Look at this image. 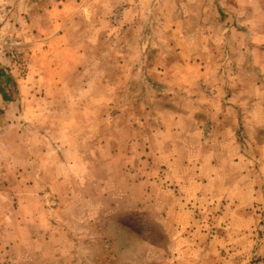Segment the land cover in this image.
Returning <instances> with one entry per match:
<instances>
[{"label":"rangeland","instance_id":"1","mask_svg":"<svg viewBox=\"0 0 264 264\" xmlns=\"http://www.w3.org/2000/svg\"><path fill=\"white\" fill-rule=\"evenodd\" d=\"M134 1L0 0V91H6L5 102L0 97V217L22 211L21 201L33 206L27 197L41 195L56 221L46 247L15 248L8 222L0 219V264H203L206 252L226 264H264V202L248 206L243 196L233 197L240 203L191 202L185 206L190 226L167 231L158 213L163 203L146 207V186L123 180V150L132 139L136 151L146 148V96L194 87L192 79L172 78L175 66L160 76V54L152 56L155 64L146 63L147 48L172 33L126 30ZM64 27V38L44 42ZM193 35L203 40L207 33ZM121 56L134 60L132 66L110 62ZM83 68L87 74H78ZM113 71L118 76L111 79ZM143 159L134 166L142 167ZM34 179L42 188L21 183ZM155 195L163 201L162 193ZM189 233L193 247L205 252L185 251L192 247Z\"/></svg>","mask_w":264,"mask_h":264},{"label":"crops","instance_id":"2","mask_svg":"<svg viewBox=\"0 0 264 264\" xmlns=\"http://www.w3.org/2000/svg\"><path fill=\"white\" fill-rule=\"evenodd\" d=\"M262 5V0H135L126 10L133 19L126 30L146 28L147 32L172 33V39L163 34L165 38L160 36L157 45L147 48L146 63L155 64L152 56L160 54L162 61L156 68L160 76L166 78L170 67L175 66L172 78L194 81V87L187 91L153 93L160 97V103L153 101L154 95L146 96V131L141 135L146 148L136 151L132 139V146L121 152L123 180L146 186V207L163 203L158 213L169 225L167 231L174 224L182 229L190 226L192 211L185 206L191 202L230 199L240 203L233 198L238 196L245 197L244 204L248 206L264 202V141L260 137L264 128ZM64 10L58 8L56 13ZM146 17L150 22L145 25ZM202 17H206L203 22ZM156 19L158 23H154ZM66 27L44 42L51 45L57 38H64ZM198 32L207 33L205 39L192 36ZM168 48L175 55L167 52ZM110 62L132 66L134 60L121 56L112 57ZM127 70L129 78L132 70ZM78 74H87V70L80 69ZM150 74L146 72V77ZM117 76V72L111 73V79ZM0 97L5 102L3 91ZM116 116L109 118L113 122ZM110 153L117 154L115 150ZM141 156L143 166L138 168L134 161L140 163ZM139 175L136 179L130 177ZM21 183L26 188L43 185L35 179ZM156 191L163 194V201L157 198ZM43 197H27L33 206L21 201L22 211H7L0 217L8 222L5 227L10 247L43 248L54 238L51 228L56 227L55 209L47 206ZM191 234L187 238L192 247L185 251L205 252V247H193ZM210 256L202 253L203 264H226Z\"/></svg>","mask_w":264,"mask_h":264},{"label":"trees","instance_id":"3","mask_svg":"<svg viewBox=\"0 0 264 264\" xmlns=\"http://www.w3.org/2000/svg\"><path fill=\"white\" fill-rule=\"evenodd\" d=\"M5 91H3V93H4ZM4 98H5V93H4Z\"/></svg>","mask_w":264,"mask_h":264}]
</instances>
